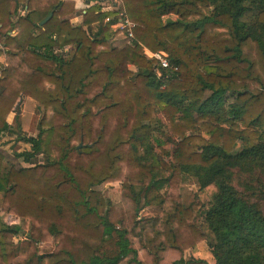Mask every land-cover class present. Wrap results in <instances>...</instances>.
<instances>
[{"label":"trees","instance_id":"1","mask_svg":"<svg viewBox=\"0 0 264 264\" xmlns=\"http://www.w3.org/2000/svg\"><path fill=\"white\" fill-rule=\"evenodd\" d=\"M120 2L135 23L122 47L113 9L0 0V139L26 145L18 166L0 151V264H264V0ZM23 96L36 135L8 124ZM116 181L112 204L98 186Z\"/></svg>","mask_w":264,"mask_h":264},{"label":"rangeland","instance_id":"2","mask_svg":"<svg viewBox=\"0 0 264 264\" xmlns=\"http://www.w3.org/2000/svg\"><path fill=\"white\" fill-rule=\"evenodd\" d=\"M168 17H169L168 19L171 20L176 19L175 15H168ZM165 20L167 19H164V21ZM113 44L115 46L122 47L126 44H129V42L124 36H122L119 33H116ZM128 67L133 69L131 65H129ZM16 116H18L17 120L19 121L20 124L19 126L21 131L33 135L37 134V122L39 120V116L37 114V108L34 101L24 96L17 101V104L13 107L8 117V124L10 127H13L14 129H17V124H16L17 120H15ZM158 136H160L165 141L167 147L171 146L172 143L171 138H169L168 134L166 133V130L160 131L158 133ZM0 140L3 141L4 143L0 145V151L5 155L6 159L9 162L14 163V165L18 166V160L15 159L13 153L22 151L26 147V145L22 141L16 140L14 137L12 139L7 140L5 134L2 135ZM39 161L40 160H38V158H35V162L39 163ZM20 164L22 165V163ZM98 189L104 194V196L112 204H117L121 201L119 182L116 181V182L104 183L99 185ZM179 191L182 195L185 204L193 200L194 198L193 192L190 190V187L186 185L184 186L181 185ZM198 201H200L201 203H206L208 201L207 195L205 193H202L200 199L198 198ZM158 213H159V208L153 206H147L140 211V216L149 217L152 215H156ZM13 221L14 222H11L9 225H17L20 223V219L18 217L14 218ZM23 232L24 231H22L21 233L22 235H24ZM20 239H22V237L19 236L15 237L13 240V244L16 245ZM53 249H54V245L51 242L44 241L38 244L39 253L51 252ZM195 252H198L197 254L198 256L210 258V254L208 253L204 245L200 246L199 249H196ZM188 255L189 254L186 253V256Z\"/></svg>","mask_w":264,"mask_h":264},{"label":"built area","instance_id":"3","mask_svg":"<svg viewBox=\"0 0 264 264\" xmlns=\"http://www.w3.org/2000/svg\"><path fill=\"white\" fill-rule=\"evenodd\" d=\"M91 3H96L102 6L103 9H113L116 11L114 16H109L105 18V22H111V27L114 31L124 36L130 43L134 39V28L135 23L131 21L122 7L120 0H89ZM163 19H168V15H163ZM144 54L148 59L156 62L158 67L167 68L169 67L168 55L166 52L151 51L144 48ZM156 74L160 75V69H156ZM40 160V158H38ZM40 162V161H39ZM37 163V162H36Z\"/></svg>","mask_w":264,"mask_h":264},{"label":"crops","instance_id":"4","mask_svg":"<svg viewBox=\"0 0 264 264\" xmlns=\"http://www.w3.org/2000/svg\"><path fill=\"white\" fill-rule=\"evenodd\" d=\"M74 3V7H75V10L79 13V12H84L85 9L91 5L92 3L89 1V0H70ZM24 12L22 9H19L18 10V14L17 15H22ZM78 13L76 15H71L70 16V20L73 21V22H78L79 20V15ZM17 16H14L12 18V21H15ZM16 29L13 30V32H15ZM5 63V55L4 53H0V68L4 65ZM33 135V134H32ZM16 218L15 216H6L5 217V221L10 224L11 222H14L13 219ZM203 244L200 243L197 245V248L196 249H199L200 246H202ZM198 252H194V255L198 256L197 255ZM198 257H201V258H205V259H210V258H207V257H202V256H198Z\"/></svg>","mask_w":264,"mask_h":264},{"label":"water","instance_id":"5","mask_svg":"<svg viewBox=\"0 0 264 264\" xmlns=\"http://www.w3.org/2000/svg\"><path fill=\"white\" fill-rule=\"evenodd\" d=\"M52 16V12H50L45 19H43L41 22H40V25L44 24V22H46L50 17ZM81 146H83V142L80 141L77 145V148H80ZM24 233V232H23Z\"/></svg>","mask_w":264,"mask_h":264}]
</instances>
